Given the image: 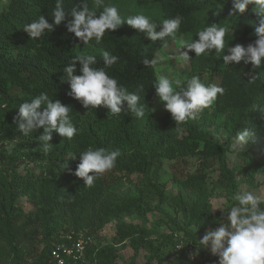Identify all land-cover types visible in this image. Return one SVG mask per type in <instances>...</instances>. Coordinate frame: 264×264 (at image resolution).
Masks as SVG:
<instances>
[{"label":"trees","instance_id":"16d2710c","mask_svg":"<svg viewBox=\"0 0 264 264\" xmlns=\"http://www.w3.org/2000/svg\"><path fill=\"white\" fill-rule=\"evenodd\" d=\"M63 2L68 11L79 3H87L92 9L94 0ZM122 2L126 3L125 0ZM130 4H150L156 7L153 9L164 19L180 16L182 22L179 31L191 38L189 42L194 41L196 27H204L201 21L192 18V14L206 9L226 17L224 22L229 24L226 47H234L237 43L247 47L257 39L254 26L258 25L259 18L252 10L253 5H248L245 12L239 13L233 9L232 0H132L123 11H119L121 17L127 19L132 11L137 10ZM104 6L95 9L97 15ZM54 7L55 0H9L0 12V235L5 240L0 251L10 258L9 264H24L25 252L31 250L30 246L39 234L44 245L29 264H55L51 250L55 243L65 240L61 238L62 234L70 233L75 238L80 233L74 232L81 230L89 234L99 230L110 214L98 210V205L121 174L141 173L144 184L157 192L159 200L155 207L161 209L159 202L163 194L157 179L162 163L167 159L188 165V159L195 158L192 172H181L176 167L171 171L173 181L185 189L196 191L204 187L208 172L216 167L225 177L219 179L221 186L228 187L232 197L237 182L228 167V146H223L216 139L214 130L219 129H215L216 125L228 128V141L237 132L247 129L264 149V113L261 112L264 111V59L259 68L252 69L251 64H245L243 60L237 64L224 65L222 56L228 54L227 49L223 54L215 53L213 49L201 57L189 52L190 76L197 75L200 80L205 74L210 76L209 79L219 76V86L226 91L224 95L218 96L210 109L201 113L198 120L182 124L185 132L182 134L170 113L157 117L151 112L157 75L153 67L141 63L145 58L152 59L154 50L160 48L164 41L144 45L136 38L127 36L120 26L115 31H107L99 44L93 39L85 45L67 31L66 24L70 16L45 36L30 40L23 30L24 26L37 20L40 15L52 23ZM104 51L119 58L105 71L129 93L140 96V104H145L143 118L127 111L126 104L119 115H112L106 107L85 108L68 95L70 86L63 69L71 58L81 52L94 55L96 63L93 67L104 68L101 58ZM75 66L73 74L80 75L81 65L78 61ZM250 71L257 76L251 83L248 75ZM41 93H47L50 100L58 99L70 106L71 122L78 129L71 140L53 132L50 141L53 147L48 155L43 154L37 139L43 133V127L23 135L13 123L19 106ZM257 106L260 110H257ZM220 120L221 123H218ZM101 147L108 151L119 150L121 155L111 171L98 177L93 187H86L83 180L74 175L79 155L88 148ZM69 153L75 154L76 159L67 161ZM66 161L68 167L64 168ZM21 164L26 170L24 174L18 172ZM34 167H38V172L33 171ZM255 169L261 170L264 166L258 168L254 165L243 169L247 174V182L252 185ZM142 195L141 190L130 195L131 202L139 208ZM23 196L33 205V209L28 212H23L21 206L16 204L18 198ZM238 203V200L233 199L229 208ZM260 207L264 209V204ZM198 210L201 222L197 232L216 227L223 216V211H216L212 218L206 200L202 201ZM145 211L136 213L144 219ZM117 235L128 239L134 250L141 244L136 225L119 224ZM194 235L187 233L188 237L183 243L194 244ZM179 242L182 241L177 244ZM178 250L176 257L187 260L186 251ZM91 251L86 246L85 256L89 257ZM97 255L109 261L114 258L104 247L97 250ZM153 257L161 261L160 257L153 254L146 256L144 262L132 260L129 264H150ZM84 262L85 259L82 264ZM65 264L76 263L68 259Z\"/></svg>","mask_w":264,"mask_h":264},{"label":"clouds","instance_id":"9594fccd","mask_svg":"<svg viewBox=\"0 0 264 264\" xmlns=\"http://www.w3.org/2000/svg\"><path fill=\"white\" fill-rule=\"evenodd\" d=\"M102 4L103 0H94L92 9L87 3H79L66 11L63 0H55V7L51 13L52 23L40 15L37 20L25 25L23 30L30 40L38 39L53 31L54 26H59L66 17L70 16L71 19L66 24L67 31L73 33L85 45L93 39L99 44L107 31H115L126 23L151 41L144 45L164 41V46L167 47V39H176L182 22V18L176 16L164 19L157 25L143 14L129 16L125 20L115 6H104L97 15L95 9L100 8ZM232 5L239 13L245 12L248 5L254 6L252 10L259 18L258 25L254 26V35L257 37L254 43L248 44L247 47L239 43L234 47L228 45L226 47L225 37L228 29L213 23L196 34L197 40L191 42L180 40L175 55H170L168 59L188 62L189 52L201 57L206 53L209 54L213 49L215 53L222 54L227 49L228 54L222 56L224 65L237 64L243 60L245 64L250 63L252 69L259 68L264 59V0H232ZM158 26L159 31H157ZM101 58L104 68L93 67L96 63L94 55L81 52L71 58L63 69L70 86L68 95L85 108L95 109L103 106L112 115H119L126 104L127 111L138 118H143L145 104H140V96L129 93L105 71L106 68L117 63L119 58L108 51H104ZM164 60L163 56L157 55L152 59L145 58L141 63L155 70V66ZM77 61L81 65L80 75L73 74L76 71ZM248 75L249 83L257 79L251 71ZM225 91L222 86L214 83L205 85L197 75L191 76L186 82H182L181 79L173 81L165 75L157 76L155 81V94L159 101L164 103V108L170 113L175 125L198 120L201 113L210 109L218 96L224 95ZM42 106H44L43 110H41ZM257 110H260L258 106ZM71 111L70 106L62 104L58 99L50 100L47 93H41L30 102H24L19 106L17 115L13 117V123L23 135L43 127V133L37 139L43 154L48 155L53 147L50 143L53 132L68 140L77 134L78 129L71 122L69 115ZM248 136L247 129L237 132L233 147L245 151ZM120 155L119 150L88 148L79 155V163L74 175L82 179L86 187H93L98 177L115 167ZM75 159L76 155L69 153L67 161ZM67 161L64 168L68 167ZM235 199L239 203L226 215L227 223L221 222L219 227L206 230L199 240L201 248L210 249L213 256H218L219 264H264V209L260 207L264 204V197L245 191Z\"/></svg>","mask_w":264,"mask_h":264},{"label":"rangeland","instance_id":"374dc122","mask_svg":"<svg viewBox=\"0 0 264 264\" xmlns=\"http://www.w3.org/2000/svg\"><path fill=\"white\" fill-rule=\"evenodd\" d=\"M125 1L126 3L122 2V0H103L101 7L104 5L115 6L118 11L121 12L129 5V2H132V0ZM8 3L9 0H0V12ZM130 6L139 11H132L129 16L143 14L157 25L161 24L164 20L163 17L159 16L158 11L153 9L156 7H152L150 4H130ZM192 18H196L204 25L201 29L196 27L193 37L194 41L198 39L196 34L199 31H202L213 23L226 27L229 30V24H227V26L224 22L226 17L216 11H207V9L199 10L192 14ZM121 28L127 36L134 37L143 44H149L151 42L143 33L131 28L126 23L122 24ZM159 30L160 28L158 26L157 31ZM190 39L188 35L178 31L175 40L171 38L167 39V47L164 46L165 42H163L161 47L155 50L153 58L157 55L165 58L164 62L158 63L155 66L157 76L165 75L173 81H175V79H181L182 82H186L187 79L191 78L189 61L183 62L176 61L175 59H168L170 55H175L180 40L189 42ZM209 77L208 74L203 75L201 77V82L205 85L213 83L219 85V76H212L210 79ZM173 86H175V84ZM151 112L157 117L167 112L164 108V103L159 101L156 95L152 99ZM218 123H221V120ZM177 128L182 134L185 133L181 125H177ZM216 128H219L218 130H214L217 141L223 146H228L227 163L229 169L233 171L235 182H237L233 192L234 195L230 197L231 193L229 192V188H223L221 186L219 179H225V177L220 174L219 169L216 167L208 172L203 185L204 187L202 188L201 186L198 191L191 188L185 189L183 186L173 181L172 168H179L181 172H192L194 164L196 163L195 158L188 159V165H184L181 162L176 163L174 159L163 161L162 170H160V175L157 179V184L163 194V198L159 202L161 209L155 207L159 200L156 195L157 192L152 188L149 189L144 184V176L141 173H132L129 175L121 174L119 179L109 188L105 197L98 205V210L102 212L108 211L110 214L102 227L89 234L83 233L81 230L74 232L80 233L86 240V246L92 249L89 257L85 256V264H129L132 260L144 262L146 256H151L153 254L160 257L161 261L158 262L157 259L153 257L151 258L150 264H219V257L213 256L210 249L201 248L202 246L199 243V240L209 228L203 232H197L199 223L201 222L198 207L202 204V201L206 200L209 204L212 218L215 217L216 211H223V216L216 226L219 227L221 222L227 223L226 215L233 207L231 206L229 208L231 201L235 199L236 196L245 191H251L255 195L264 197V172H262L264 169H255L256 172L251 178L254 185L247 182V174L243 170L248 167H253L254 165L258 168L263 167L264 149L261 144H258V140L252 137L253 135L250 131H248L249 136L247 137L245 151L234 148L233 144L235 143L236 135L231 137L228 141V128H222L221 125H216L215 129ZM0 169H2V167H0ZM33 171L38 172V167H34ZM251 171H253V168ZM18 172L21 174L26 172L24 164L19 165ZM6 180H9V177H6ZM138 190H141L143 194L140 200V208L131 202L130 197L132 192ZM16 204L21 206L23 212H28L30 209H33V205L25 196L19 197ZM140 210H146L144 219H141L136 213V211L140 212ZM119 224L136 225L138 227L141 244L138 246L137 250H134L132 246H130L128 239H122L117 235V226ZM187 233H195L192 239L194 244L190 245L189 243H183L186 237H188ZM41 240V234H39L35 243L31 244V250L25 252L24 264H29L38 256L39 251L44 245ZM178 241L182 242L177 244ZM4 243L5 240L0 235V247H3ZM178 245L181 248L178 251H186L188 255L187 260L181 256L176 257L179 253L176 252V247H178ZM100 247L106 248L113 254V261H109L107 258L97 255V250ZM9 262L10 258L0 251V264H9Z\"/></svg>","mask_w":264,"mask_h":264},{"label":"built area","instance_id":"2783aa9c","mask_svg":"<svg viewBox=\"0 0 264 264\" xmlns=\"http://www.w3.org/2000/svg\"><path fill=\"white\" fill-rule=\"evenodd\" d=\"M62 237L65 240L55 243L51 250V257L55 264H65L68 259L76 264H82L85 259L86 240L81 234L75 238L70 233L64 236L62 234ZM176 249H180L179 245Z\"/></svg>","mask_w":264,"mask_h":264}]
</instances>
